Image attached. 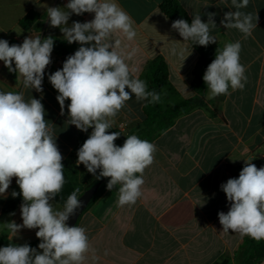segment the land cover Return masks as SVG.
<instances>
[{"label":"crops","instance_id":"crops-1","mask_svg":"<svg viewBox=\"0 0 264 264\" xmlns=\"http://www.w3.org/2000/svg\"><path fill=\"white\" fill-rule=\"evenodd\" d=\"M163 0H116L119 6L135 21L136 38L129 42L122 34L113 38L122 40V47L138 52L132 61L134 75L144 81L148 64L161 59L168 71L167 85L163 90L165 107L190 99L192 71L197 52L158 9ZM69 0H0V39L22 44L28 37H53L67 43L59 27H51L47 17L48 7L68 11ZM190 20L200 15L208 21L215 13L216 27L210 26V35L216 38L217 51L230 42L241 43L240 63L245 67L247 83L243 90L212 97L207 90L202 98L205 106L196 107L177 117L173 125L156 137L154 163L145 169L143 195L134 205L117 207L119 185L107 188L77 220L75 226L84 227L89 237L90 251L84 264H244L250 252L252 238L238 233L223 232L218 213L229 210V202L220 185L229 178H238L248 160L258 165L264 160V0H249L245 13L258 15L257 27L247 38L237 29L221 25L224 14L235 11L231 0H178ZM30 11L36 19L28 29L18 22ZM94 14H71L68 26L74 21L88 22ZM255 22V21H254ZM71 50L65 54L52 53V63L45 70L43 92L25 89L19 74L9 73L0 62V91L23 92L25 99H41L45 119L53 128L56 143L64 162L76 152L91 134L70 125L65 101L64 115L56 99L58 92L48 80V75L61 69L66 58L81 46L67 43ZM91 46V45H85ZM175 46L184 49L185 61L170 55ZM135 96L115 117L112 129L127 138L144 120L143 105ZM125 123L123 130L118 129ZM78 159V157H77ZM77 161V160H76ZM76 169V182L67 197L88 183L90 178L83 164ZM95 177V176H94ZM13 178L6 196H0V247L32 244L38 240V229H21L12 237L5 223L22 224L20 205L22 196ZM56 210L64 204L51 201ZM15 213V215H11ZM244 239L246 241H244ZM37 248V251H41ZM252 264H264V258Z\"/></svg>","mask_w":264,"mask_h":264},{"label":"clouds","instance_id":"clouds-1","mask_svg":"<svg viewBox=\"0 0 264 264\" xmlns=\"http://www.w3.org/2000/svg\"><path fill=\"white\" fill-rule=\"evenodd\" d=\"M249 0H231L235 11H228L221 20L226 29H237L245 38L257 27L258 15L241 11ZM66 9L48 7L47 17L51 27H59L67 43L81 46L68 56L61 69L48 75V80L58 95L60 114L64 115L65 101L68 120L78 130L91 134L77 151L76 164H83L97 180L109 178L108 190L119 185L117 207L134 205L143 195L145 169L154 163L157 147L140 139L136 134L126 136L122 146L114 142L120 133L112 129L115 117L135 99L148 103L160 102V94L149 91L145 81L134 75L132 61L138 49L125 51L119 33L129 42L137 32L135 21L116 0H69ZM94 14L88 22L74 21L68 26L71 14ZM208 14L204 22L200 15L193 16L191 23L175 20L171 27L183 38L195 45L207 47L216 43L210 35V26L216 27ZM255 21V22H254ZM91 45V46H85ZM241 43H227L216 51L215 59L203 75L212 97L243 90L247 83L246 69L240 63ZM54 39L49 36H28L22 44H9L0 39V61L9 72L22 77L25 89L43 92L45 70L52 63ZM184 49L173 46L170 55L185 61ZM13 64L15 65L13 67ZM41 99H25L23 92L0 91V196H6L13 178L22 196L20 205L22 224L5 223L12 237L21 229H38V249L25 243H10L0 247V264H84L90 251L86 229L69 226L67 221L82 207L76 188L66 199L63 210H56L51 201L62 191L65 184L64 157L56 143L53 128L45 119ZM99 170V175L97 171ZM229 202V210L218 213L223 232L249 236L256 241L264 240V166L257 167L245 160L238 178H229L220 185ZM11 215H15L12 213Z\"/></svg>","mask_w":264,"mask_h":264},{"label":"trees","instance_id":"trees-1","mask_svg":"<svg viewBox=\"0 0 264 264\" xmlns=\"http://www.w3.org/2000/svg\"><path fill=\"white\" fill-rule=\"evenodd\" d=\"M159 11L170 20L171 24L177 19H184L188 23H191L187 13L179 4L178 0H163L159 7ZM36 19V14L33 11H30L26 16L21 18L18 22L19 26L23 29H28L32 23ZM47 38V37H45ZM54 39V54L61 55L69 52L71 47L58 39ZM9 44H15L12 41H9ZM197 52L198 58L195 63V66L192 71V81L190 84L191 90L194 92V96L190 99L181 101L175 105L165 107L163 104V90L167 85V77L168 71L165 63L161 59H154L151 61L145 72L144 81L147 84V89L149 91H155L160 94V102L158 103H148L144 102L143 105V114L144 120L140 127L134 129L129 135L136 134L140 139L147 140L152 142L156 137H158L161 133L170 128L175 119L182 114L187 113L196 107L205 106L202 95L208 90L205 82L203 81V75L207 69V66L215 59L216 48L209 44L207 47L195 45L191 40L187 41ZM2 62V61H0ZM3 63V62H2ZM15 65L13 64V67ZM10 74H14V72H9ZM116 131L114 129H110L109 132ZM118 132V131H116ZM126 139L120 137L114 142L117 146H122ZM77 160L76 152L71 153L63 163L64 165V177L65 184L63 186L62 191L57 195L54 199L59 203L64 204L65 198L68 194V191L72 188V183L76 182V169L82 168V166H76L75 162ZM85 167V166H84ZM86 172V169L84 170ZM97 175H99V170L97 171ZM109 178H101L99 180L94 177L88 183H86L82 189L81 193L92 186L97 182H101L97 192L88 203L87 207L84 209L82 214L95 202V200L104 192L107 188L106 185L108 183ZM244 241H246L244 239ZM40 240L38 239L36 242L29 244L31 247H38ZM42 251V250H41ZM264 258V240L259 241L257 244H250V252L248 257L245 260L244 264H252L257 261H260Z\"/></svg>","mask_w":264,"mask_h":264},{"label":"water","instance_id":"water-1","mask_svg":"<svg viewBox=\"0 0 264 264\" xmlns=\"http://www.w3.org/2000/svg\"><path fill=\"white\" fill-rule=\"evenodd\" d=\"M101 182H97L84 190L79 196L78 199H81L83 201L82 207L77 209L75 215L71 216L69 220L67 221L69 226H75L77 223L78 218L84 211V209L87 207L88 203L91 201L95 193L97 192Z\"/></svg>","mask_w":264,"mask_h":264},{"label":"built area","instance_id":"built-area-1","mask_svg":"<svg viewBox=\"0 0 264 264\" xmlns=\"http://www.w3.org/2000/svg\"><path fill=\"white\" fill-rule=\"evenodd\" d=\"M126 127V124L123 122V123H120L119 125H118V129L121 131V130H123L124 128ZM258 168L259 167H262V166H264V160L262 161V162H260L258 165H256Z\"/></svg>","mask_w":264,"mask_h":264},{"label":"rangeland","instance_id":"rangeland-1","mask_svg":"<svg viewBox=\"0 0 264 264\" xmlns=\"http://www.w3.org/2000/svg\"><path fill=\"white\" fill-rule=\"evenodd\" d=\"M87 177L90 178L89 180H91V179L94 178V176H93L91 173H88ZM258 242H259V241H256V240L252 239V243H253V244H257Z\"/></svg>","mask_w":264,"mask_h":264}]
</instances>
